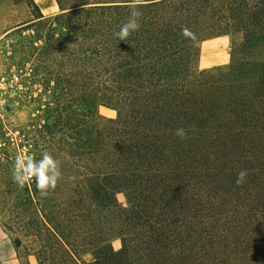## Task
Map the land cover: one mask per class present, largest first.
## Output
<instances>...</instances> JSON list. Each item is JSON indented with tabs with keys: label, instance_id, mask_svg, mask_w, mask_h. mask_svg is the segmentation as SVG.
I'll list each match as a JSON object with an SVG mask.
<instances>
[{
	"label": "trees",
	"instance_id": "16d2710c",
	"mask_svg": "<svg viewBox=\"0 0 264 264\" xmlns=\"http://www.w3.org/2000/svg\"><path fill=\"white\" fill-rule=\"evenodd\" d=\"M6 2L30 10L20 60L49 100L33 158L62 172L47 196L34 178L5 190L20 264H264V0H143L126 41L132 0ZM226 36L230 63L201 70L200 44Z\"/></svg>",
	"mask_w": 264,
	"mask_h": 264
},
{
	"label": "rangeland",
	"instance_id": "374dc122",
	"mask_svg": "<svg viewBox=\"0 0 264 264\" xmlns=\"http://www.w3.org/2000/svg\"><path fill=\"white\" fill-rule=\"evenodd\" d=\"M34 2L45 16L59 12L55 0H34ZM30 19L31 13L26 6L13 7L8 2L0 3V201L8 198L4 194L6 188H15L17 184L13 180V175L8 174V166L14 169L18 155L35 156V149L30 146L32 145L30 134L36 127L46 124V117L41 110L45 109V104L49 101L48 97L44 95L42 89L40 92L38 87L32 84V60L27 58L24 60L25 63L20 60L21 50L30 46L35 30H27L23 34L15 31L27 26L19 24ZM240 38L241 36H234L235 40ZM231 44L232 38L229 36L202 42L199 68L206 70V65L213 64L214 67L228 65L231 59ZM40 94L43 95L41 99L38 97ZM76 110L87 112L89 107L78 103ZM100 113L107 117H115V113L107 109H101ZM118 201L126 206L123 195H118ZM5 218L0 216L2 228ZM5 233L11 240L9 234L6 231ZM113 247L119 250L120 241H113ZM4 257L5 253L0 255V260ZM86 259L90 260V257ZM32 263L35 264L34 260Z\"/></svg>",
	"mask_w": 264,
	"mask_h": 264
},
{
	"label": "clouds",
	"instance_id": "9594fccd",
	"mask_svg": "<svg viewBox=\"0 0 264 264\" xmlns=\"http://www.w3.org/2000/svg\"><path fill=\"white\" fill-rule=\"evenodd\" d=\"M143 0H132L130 5L129 16L124 22L115 36L121 41H126L133 33L141 28V18L143 13L139 10V6ZM181 35L186 39L195 40V34L186 26L181 28ZM175 135L181 140L188 138V131L184 128L175 130ZM248 175L247 170H241L237 174L236 184L242 185ZM62 177L60 161L55 159L48 152L42 154V159L35 160L32 156L18 155L15 160L13 170V180L20 187L35 179L37 190L42 196H47L49 190H54L57 187L58 181Z\"/></svg>",
	"mask_w": 264,
	"mask_h": 264
},
{
	"label": "crops",
	"instance_id": "0c3cea01",
	"mask_svg": "<svg viewBox=\"0 0 264 264\" xmlns=\"http://www.w3.org/2000/svg\"><path fill=\"white\" fill-rule=\"evenodd\" d=\"M220 38H224V37H220ZM211 67H214L213 64L211 66L206 65L205 69ZM3 253H5V257L0 260V264H20L17 254L13 248L12 241L6 237V233L0 224V255H2Z\"/></svg>",
	"mask_w": 264,
	"mask_h": 264
}]
</instances>
